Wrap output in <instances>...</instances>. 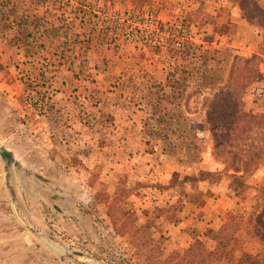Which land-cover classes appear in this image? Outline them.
Returning <instances> with one entry per match:
<instances>
[{"label":"rangeland","instance_id":"rangeland-1","mask_svg":"<svg viewBox=\"0 0 264 264\" xmlns=\"http://www.w3.org/2000/svg\"><path fill=\"white\" fill-rule=\"evenodd\" d=\"M131 1L0 0L13 19L0 33V264H151L225 214L243 230L227 253L261 264L264 158L250 157L264 153V120L217 137L212 91L197 87L238 58L237 75H259L226 101L262 116L261 20L236 0ZM231 173L243 176L238 195ZM165 203L172 219L156 211ZM148 219L141 233L162 239L146 258L133 224Z\"/></svg>","mask_w":264,"mask_h":264},{"label":"trees","instance_id":"trees-1","mask_svg":"<svg viewBox=\"0 0 264 264\" xmlns=\"http://www.w3.org/2000/svg\"><path fill=\"white\" fill-rule=\"evenodd\" d=\"M236 1H238L239 3L240 10L244 12L243 16L246 18V15L250 17L251 15L254 16V14H256L255 17L256 18L259 17V20H261L260 23L262 25V28L264 29V11L260 9L258 5H256L254 0H236ZM131 3L133 5V8L140 5L139 0H132ZM246 7L249 8L248 12L246 10ZM4 9L5 6L2 5V3H0V14L2 13V11H4ZM253 16L251 18H253ZM12 21H13L12 18H2V19L0 18V33H2L6 27L13 28ZM263 41H264V36H263ZM190 47H191V41L188 40L185 41L186 51H188ZM248 60H249L248 58H245L244 60L241 61L242 68L245 67ZM238 62H239L238 58H235L233 61L231 60L229 66L228 64H226V67L220 65L219 71L222 72V74L221 75L217 74L216 77H214L211 80L213 83H215L213 87L205 88V85L201 84L202 82H199L197 86V87H203L204 89H208V92L212 91L211 98L209 100V104L211 105L210 108L206 111V118H207V122H211L214 125H219V124L223 125L225 132L217 134V137H223L225 134H228V132L230 130H233L235 127H241L239 124L240 121H244L247 123L254 119H255L254 121H258V122L264 120V113L262 114L261 117L247 115L241 112L239 108H235L233 104H229L226 101V98L232 95L233 89L235 88L241 89L246 85L247 77L251 79L254 77L258 78L259 75L257 72H255V70H252L250 72L246 70V73L243 75V77H240L235 73L236 72L235 69L238 67V65L236 64ZM197 87L189 86V89H191L192 91L194 89V91H196ZM174 92L175 91L173 90V87H169L167 90L163 92V95L160 96L159 99L160 102L158 101L156 105V107L160 106L162 109L159 113L163 111L166 112L165 106H163L166 105L165 104L166 102L174 103L172 102L173 99L172 94H170ZM203 92L204 90H201V93ZM222 95L224 97L223 99H221ZM236 95H238L237 91H236ZM218 97L221 100V103H218L220 102V100H218ZM222 101H224L225 103H223ZM172 105L174 106V104ZM220 110L223 111V114L220 112ZM216 112L220 114V119L218 121L216 120L210 121V114H214ZM167 118L174 119L175 117L172 114ZM168 124L170 125L172 123L168 122ZM259 158H264V153H261L260 151L252 152L250 159H252L254 163H257ZM243 164L245 165V168L243 165L242 171L244 173L249 172L250 169L248 168L246 169L247 163L243 162ZM228 177L230 178V181L233 183L232 190L234 194L238 195L239 194L238 187L241 186L243 181L242 174L237 175L231 173L228 175ZM164 205H166L167 207V204L165 203L162 206H158L156 208L157 209L156 211L157 212L162 211L163 214L168 213L165 216V218L168 217L169 219H172L171 217H173L172 216L173 212L169 211L168 208L165 209L166 207H164ZM212 217L214 216L212 215ZM263 218H264V206L263 209L260 210L258 215H256L254 218V222H256L261 228H263L262 233H264V221H262ZM220 219H219L220 223L216 228H212L208 226L209 221H206L205 225L202 227L200 232L194 236L190 244L182 252H178L177 250H171L166 254L163 260L154 259L151 262V264H241L237 260H234L227 253V247L233 239L242 238L239 236L242 234L243 230H238L239 227L236 221L234 220V217L230 214L229 215L225 214V216L223 218L221 217ZM148 222L149 219L144 221L143 222L144 224H133V241L135 240L134 244H138V245L147 244L149 247L148 251L150 252L147 253L146 258L149 255H153V256L157 255L159 241L162 239L161 234L154 236V232H152L150 235L149 233L148 235H146L145 233L143 234L141 233V231L143 230L142 228L146 227ZM258 233H254V235L256 236L258 235ZM256 255L259 259V262H261V264H264V255H261L260 253H257Z\"/></svg>","mask_w":264,"mask_h":264},{"label":"water","instance_id":"water-1","mask_svg":"<svg viewBox=\"0 0 264 264\" xmlns=\"http://www.w3.org/2000/svg\"><path fill=\"white\" fill-rule=\"evenodd\" d=\"M3 150L0 148V152H2ZM40 240L47 246L49 247L51 250H53L54 252L58 253V254H63V251L57 247L55 244H53L52 242H50L47 238H45L44 236L39 235ZM87 264H96L94 262H87Z\"/></svg>","mask_w":264,"mask_h":264},{"label":"crops","instance_id":"crops-1","mask_svg":"<svg viewBox=\"0 0 264 264\" xmlns=\"http://www.w3.org/2000/svg\"><path fill=\"white\" fill-rule=\"evenodd\" d=\"M259 172H260V170H259Z\"/></svg>","mask_w":264,"mask_h":264}]
</instances>
